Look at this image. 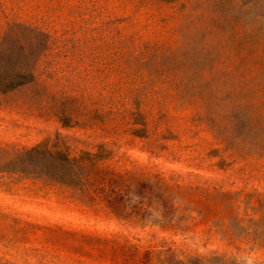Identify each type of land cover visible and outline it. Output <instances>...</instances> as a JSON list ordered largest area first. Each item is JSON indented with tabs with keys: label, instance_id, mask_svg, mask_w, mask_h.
I'll list each match as a JSON object with an SVG mask.
<instances>
[{
	"label": "rangeland",
	"instance_id": "1",
	"mask_svg": "<svg viewBox=\"0 0 264 264\" xmlns=\"http://www.w3.org/2000/svg\"><path fill=\"white\" fill-rule=\"evenodd\" d=\"M13 27L37 62L0 91V211L130 237L146 264H264V0H0V40ZM40 145L160 170L172 227L156 213L132 229L21 171ZM12 221L0 264H125L11 238Z\"/></svg>",
	"mask_w": 264,
	"mask_h": 264
},
{
	"label": "trees",
	"instance_id": "2",
	"mask_svg": "<svg viewBox=\"0 0 264 264\" xmlns=\"http://www.w3.org/2000/svg\"><path fill=\"white\" fill-rule=\"evenodd\" d=\"M29 41L30 33L18 38L14 27L0 40L1 92L10 91L34 79L36 51L28 45ZM107 155L85 152L74 157L67 151H50L40 145L21 152L18 157L20 163H24L21 171L31 170V173L47 176L69 186L82 202L105 205L109 212L132 229L143 227L156 213L161 216V226L171 228L178 213L162 184L164 178L161 171L136 163L117 170L106 165L104 160ZM2 214L13 220L10 222L13 232L11 238L28 241L39 239L40 243L47 246L72 249L89 259L115 262L116 259L112 258L115 255L125 264H146V255L150 252L139 251L131 238L124 235L83 233L55 223H43L32 217L24 216L26 219H23L18 214L0 211V216ZM188 223L191 222L186 221L184 224ZM107 256L109 258H105Z\"/></svg>",
	"mask_w": 264,
	"mask_h": 264
}]
</instances>
